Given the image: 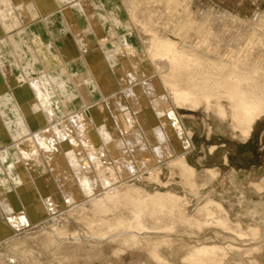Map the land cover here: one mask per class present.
<instances>
[{
	"label": "rangeland",
	"instance_id": "obj_1",
	"mask_svg": "<svg viewBox=\"0 0 264 264\" xmlns=\"http://www.w3.org/2000/svg\"><path fill=\"white\" fill-rule=\"evenodd\" d=\"M40 1L41 0H33V3H35L30 11H27L26 7H21L22 9L16 7V9H12L11 11H8L9 8L4 12L5 14L3 13L0 15V69L7 74V72L12 71L11 63H19L23 66L28 64H34V66H36L39 63L38 65H44V70L47 69V71H45L49 73H47L48 76L51 75L52 77L50 76V78H54L53 86L59 91L62 88V84L60 83L62 78L65 80L70 78V81L76 83V80H83L90 71H92L94 76L90 79L91 84L88 88H79L81 92L77 95V101L74 102L63 101L62 99H64V97L58 92L59 98H56L54 103H46L45 97L38 95L35 89H29L28 87L11 88L3 96V101H0L1 108L4 102L6 103L16 98L19 100L24 112L30 114L35 113L36 115L40 110H49L55 107V109L59 111L65 110L63 114L58 117L55 116V118H49L47 121L45 120L43 122V120L39 119L41 124L32 122L35 125H30L29 133L24 130L20 138L14 139L16 141L15 144H17V140L20 139L19 141L21 143H18L20 149V147L23 146L22 140L32 135L33 138L31 137L28 139H32V141H30L31 144L35 148H39L40 154L34 158L35 162L32 160L30 162V166L33 165L30 167V179L42 185L41 189L35 191L37 194V196H35L36 200H39L42 206L45 207V210L39 208L34 201L26 197L24 198L25 202L28 201V204L31 205L36 212L31 213L26 211L24 213L21 211H13L8 213V211H3L0 208L1 232L3 230L9 232L3 237L0 236V264H194L191 256L189 257V252L191 253L193 247L215 245L221 248L223 247L221 251L222 256L218 255L221 258L218 259L221 264H264V112L256 118L253 123L251 134L248 135L249 137H246L241 128L243 126V121H241L243 116L240 114L235 115L232 106L228 103L230 102L229 99L224 97V95L220 96V93L224 92L223 90H226V88L223 86L218 87L217 85L214 87L213 84L215 82L212 83L213 79L209 80L206 75V71L210 68H212L210 71H217L216 67H214L213 70L212 62L215 61L214 65L219 67V64L216 63L221 61L218 58L220 54L214 53L215 50L208 49L209 44L212 40L214 41L217 35V30L219 31V29H222L219 32H223L224 29H226V31L224 30L225 32H244L247 35L250 34L254 41H256L253 42V40H249L251 43L249 44V42H247L244 45L245 47L241 48L242 51L245 49L243 53L240 52L241 50H237L234 53L230 50V52H225L223 62L228 64L227 68H229V72V70L233 69L232 64L236 60L234 55L237 56L239 54L240 65L243 67L244 65L247 66H245L246 72L249 71V73H252V71H256V76L253 75L254 78H252V80L257 82L259 88L264 89V0H94L97 6L93 8V13L95 15L93 14V17L89 19L83 18V15L79 13L81 12L79 10L82 9L84 10L83 12L86 11L83 5L84 0H56L57 5L48 8H45L46 5L40 3ZM87 1L89 3V1L91 2L93 0ZM47 2H49V0ZM224 10L226 13H233V15L239 17L240 23L234 22L235 24H228L225 23L224 20L218 22L216 17L220 19L222 16L219 14L224 13ZM62 11L69 13L71 18L69 17L70 15L67 14V19L66 13H62ZM112 12L116 13L112 15ZM150 14H152V16ZM206 14L210 15L207 19ZM108 15L110 18H115L110 19L112 23L111 26L110 23H107ZM72 16L75 19H72ZM87 16H90V14ZM98 16L99 19L96 18ZM203 17L204 19H202ZM127 19L131 21L130 23L125 21L128 25H131L129 29L124 30V27L125 29L127 27V25L123 26L124 24H121L120 28H117L120 23H123L124 20ZM213 19H215L218 24ZM202 20L204 21V25ZM213 21H215L219 27L223 22L222 28L215 27ZM63 23L66 29L62 27ZM228 25H231V29ZM148 28H150V30ZM146 29L148 30L146 31ZM125 32L129 34L135 32L132 36L134 40L133 43L125 40ZM137 32L140 34L137 35ZM154 34L160 36L167 34L164 37L169 40L178 44L181 41L179 45L192 41L190 47H188L189 45L185 46L186 48H190V50H192L191 46H196L200 43L198 46L200 53H204L210 57V59H207L208 61L206 58H203L204 61L202 60L199 62L201 66L203 63L205 64L203 65L204 67L202 66L205 69H198V63L193 61L192 65H188V62L187 66L185 64L181 67L182 69L180 67L173 69L172 65L167 64L161 71H157L160 72V74L158 73L160 77H165L166 80L171 76L172 79L170 78L169 80L172 83L177 76H175L174 73H178V71L182 73L185 69L187 72L184 71L182 73L184 75L187 73L191 74L192 72L193 74L189 76H194L193 78L198 79L200 83L197 92V95L200 94V96L198 95L199 97H197L199 98L198 103L195 104L196 106H194V103H192V105L190 103H188V105L184 104L183 107V105L179 106L172 100L157 99L155 101L156 108L143 110L142 107H140L142 100L136 97L135 100L131 101L132 106H134L135 111L143 112L145 116H147V121L142 124L143 126L135 125L133 127L141 136L132 133L134 131L133 128L124 127L125 136L119 134L111 127H107L105 133L120 137L122 147H120L121 145L118 147L115 145L116 139L106 138L103 134V130L101 129L102 131H100L99 126V128H96V126H88L87 128L81 127L77 117L81 116L82 110L85 111L86 108H90L97 104L101 109L100 120L104 121L105 124L121 121L115 112L111 111L114 105L112 102L114 98L119 99L122 101L123 105L120 103V107L122 108L132 100V94L126 93L127 89H133L129 87L130 81L123 79L121 70L123 68L128 69L130 67L127 66L128 68H126V65H131L133 70L136 71L133 61L142 54L141 50L145 52L146 50L144 49L146 47L147 50L150 48L152 43L151 38ZM229 35V33H226L224 36L227 42L231 40ZM65 36H68L70 39H67L68 37ZM71 40H74V42ZM207 41L210 42L208 45ZM201 46L205 47L201 48ZM76 49L78 52H76ZM204 49L205 52L203 51ZM125 54L127 57H125ZM241 55H243L244 58ZM100 59H102L104 63H101ZM25 62H27V64ZM41 62L43 63L41 64ZM45 62L46 64H44ZM94 62L96 64L100 62L102 65H99V63L96 65ZM115 62L121 65L117 68V66H114ZM248 63L250 67H248ZM46 65H48L47 68ZM208 65L212 66L209 67ZM220 65H224L222 61ZM95 68H97V70H95ZM227 68L224 72L225 75H227ZM153 71L147 70V73L139 76L138 79H147L152 75ZM33 72L35 73L34 70L32 73ZM230 72L228 74H230ZM51 73L54 74V77ZM117 73H121L120 76ZM58 76H60L59 78L62 76V78L59 79ZM189 76L186 75V78ZM183 78L184 76H182V78L180 77V80H183ZM56 81L59 83L57 84ZM2 82L3 81H0V89L5 85L2 84ZM105 82L107 84H105ZM123 82L127 85L122 86ZM206 84H211V86H209L210 88H204ZM247 84H243L242 86L248 87ZM78 85L82 86L79 83ZM96 87L98 89H96ZM201 87L204 88V90H202ZM136 88L138 90V87ZM214 89L216 90L214 91ZM201 90L204 92L202 93ZM217 90H220V92ZM64 91L65 90H63V92ZM209 91L210 94L206 95ZM44 102L46 106L42 104ZM208 102H210L211 106H208ZM219 104H223L222 106L225 108L224 110H226L225 113H221L218 109ZM8 108L11 109L10 107ZM9 109L7 110L9 111ZM135 111L130 112V116L133 119L136 115ZM26 117L29 118L28 115ZM124 117V119H126V116ZM235 118H237V120L234 121ZM68 119L69 121L71 119L73 125L78 128L77 132L67 129L68 133L65 140L72 145L69 149L66 147V142H60L61 138L59 139L58 133L55 132L57 128L62 129L63 127L64 129V126L66 127V120L68 121ZM242 120H244V117ZM28 122H30V119ZM235 122H239V126ZM172 123H176L183 130L192 133V141L189 147L184 146L183 149L181 148L179 150V153L181 156L187 153L184 159L195 173L194 171L193 173L184 171L182 167L180 168V166L171 163L170 156L158 148L156 144L153 143L154 145H152L150 141V145L148 144L146 134L163 131L171 127ZM49 129L54 130L55 140L51 142L52 145H56L55 150L57 153L55 150H52L54 154L49 152L50 150L43 148V142H41ZM75 134H77L78 137H76ZM42 136L43 138H41ZM0 138H2L5 143H1L0 139V166H2V169L6 173L7 168L10 166V163H12V159L18 156L17 154L20 153L22 155L29 151H33V148L27 147L21 151L18 150L19 152H8L9 150L6 146L8 143H11L12 140L6 135ZM34 140L36 144H34ZM51 144L46 142L44 146L50 148ZM144 144H146V146H144ZM130 152H132V154ZM125 155H127L128 158ZM126 158L128 160H126ZM142 159L145 161V164L141 163L142 161L140 162ZM22 161L25 162V159ZM24 164L25 163L21 162L19 165H16V170ZM211 169L215 171L213 172ZM214 174L216 177H213ZM7 176L8 175H6V177ZM55 177L57 179H55ZM96 178L99 180L102 179L101 182L107 179V185H102L95 193L91 192L90 194V191L85 192L83 187L84 182L87 180L92 181ZM17 179L19 180L18 182L24 181L25 176L20 174L17 176ZM191 180L194 183H192ZM118 181L120 182L118 183ZM60 182H67V188L65 189ZM188 182H190V184ZM122 183H125V185H121ZM194 184L197 185L196 188ZM9 185V188L13 189L16 196L20 197V195L23 194L20 193V190L18 191V189H15L16 186L19 185L15 180L10 181ZM69 185H71V188H69ZM260 185H263L262 188ZM111 186L115 188V190L118 189L116 190L117 192L115 190V192H111L115 196V199L112 198L114 201L112 199H102V202L104 201V209L107 211L100 213L97 208L98 211L94 210L95 207L92 206L91 202H88L92 197L90 198L87 196L94 194L103 195L104 188L106 187L105 190H110ZM123 186L130 187V189L126 192ZM18 187H20V185ZM131 187L135 188L133 189ZM139 187L140 190H137ZM131 189H136V192ZM119 190L121 192H119ZM142 190H145V192ZM163 192L174 193L176 196L178 195V201L172 200L171 202H166L164 206H162L163 204H156L154 202H141L144 204L141 206L142 208L144 207L141 213V222L144 223L143 225L146 227V232L139 237L140 239L132 238V240L126 238L125 235H131L132 232H136V228L130 227V221L133 219L132 211L138 208V203L140 204V202L136 204L129 201L128 197L133 196L134 198H138L143 195L146 197L148 194ZM6 195L7 190L5 193L3 192V196ZM118 196L121 198L117 199ZM145 197L144 199H146ZM82 201L86 204H83ZM105 201H107L108 206H106ZM125 201L126 203L129 202V204L124 203ZM217 202L219 204H217ZM177 205H181L180 207L182 208H176L178 207ZM207 205H210L209 207L211 208ZM151 206L153 211L149 209ZM167 207H169L168 210ZM160 210L162 212H160ZM181 210L186 211L185 214L188 216L184 214V211L183 213H179L182 212ZM219 213H222V217L219 216ZM25 214L30 217L28 221H24L23 219ZM104 215L110 218H116L117 216L124 217L125 221L122 223L125 224L124 229L123 227L118 230L117 228L116 230L111 229L109 228V224L100 222L99 219ZM192 215L195 217L193 216L192 218ZM173 216L176 218L175 220ZM14 219L17 221V226L12 224V220ZM145 220L147 221L145 222ZM212 220H214V222H212ZM175 221L176 223L178 222V224H175ZM199 221H207V223L201 224L198 223ZM145 223H148L149 226ZM163 223H165V225ZM151 227L154 230L151 229ZM147 230H149V233H147ZM116 233L119 234L116 235ZM50 235L52 237H50ZM154 252H157L160 260L154 255ZM160 253L162 256H160ZM210 257L209 255H205L204 258L210 262Z\"/></svg>",
	"mask_w": 264,
	"mask_h": 264
},
{
	"label": "bare ground",
	"instance_id": "obj_2",
	"mask_svg": "<svg viewBox=\"0 0 264 264\" xmlns=\"http://www.w3.org/2000/svg\"><path fill=\"white\" fill-rule=\"evenodd\" d=\"M35 1H37V0H35ZM39 1V0H38ZM48 0H41L40 1V3H43L44 5H46L45 6V8L47 7H55V5H57V3H56V0H49V2H47ZM63 1V0H62ZM77 1H79V0H77ZM35 3V2H34ZM34 3H33V0H0V9L2 10H0V15H2L7 9H9L8 11H11L12 9L14 10V9H16V7L17 8H19V9H22L21 7H26V9H27V11H30L31 10V7L34 5ZM46 3V4H45ZM83 5H84V9H86V11L85 12H83L84 10L82 9V10H79V11H81V12H79L81 15H83V18L85 17L86 19H89V18H91V17H93V8H95V7H97L96 6V4H95V1L93 0V1H89V3H88V1L87 0H84V2H83ZM99 5V4H98ZM106 5V4H105ZM70 6V5H69ZM101 6V5H100ZM121 6V5H120ZM139 6V5H138ZM41 7V6H40ZM57 7V6H56ZM73 7V6H72ZM119 7V6H118ZM132 7V6H131ZM134 7H136V6H134ZM143 7V6H142ZM44 8V7H43ZM75 8H76V6H75ZM81 8H82V5H81ZM92 8V9H91ZM50 9V8H49ZM99 9V8H98ZM121 9V8H120ZM158 10V9H157ZM88 11H90V12H88ZM104 11V10H103ZM122 11V10H121ZM132 11V10H131ZM215 11V10H214ZM17 12V11H16ZM57 12H59V11H57ZM63 12H65L66 13V16H67V14L68 15H70L69 13H67L66 11H62V13ZM127 12V11H126ZM135 12V11H134ZM224 13H220L219 15L220 16H222L220 19H218L217 17H216V19H217V21L219 22V21H225V23H228V24H231V23H240V18L239 17H237V16H235V15H233V13L232 14H229V13H226L225 12V10L223 11ZM19 13V12H18ZM29 13V12H28ZM27 13V14H28ZM44 13H45V11H44ZM59 13H61V12H59ZM97 13V12H96ZM111 13V12H110ZM113 14L112 15H114V13H116V12H112ZM150 13V12H149ZM206 13V12H205ZM211 13V12H210ZM5 14V13H4ZM15 14V13H14ZM30 14V13H29ZM88 14H90V16H87ZM120 14V13H119ZM122 14V13H121ZM131 14V13H130ZM137 14V13H136ZM189 14V13H188ZM208 14V13H207ZM206 14V19L207 18H209L210 17V15H207ZM19 15V14H18ZM64 15V14H63ZM95 15V14H94ZM110 15V14H109ZM108 15V21H107V23L109 24L110 23V26L112 25V23H111V21H110V19H115V18H110V16ZM149 15V14H148ZM151 16H152V14H150ZM192 15V14H191ZM218 15V16H219ZM15 16V15H14ZM30 16V15H29ZM158 16V15H157ZM163 16H165V15H163ZM215 16V15H214ZM217 16V15H216ZM47 17V16H46ZM63 17H65V16H63ZM70 18H71V15L69 16ZM106 17V16H105ZM116 17V16H115ZM162 17V16H161ZM200 17V16H199ZM14 18V17H13ZM69 18V19H70ZM97 19H99V16L98 17H96ZM130 18H131V16H130ZM1 19V18H0ZM67 19H68V16H67ZM72 19H75L73 16H72ZM71 19V20H72ZM148 19V18H147ZM202 19H204V17L202 18ZM260 19V18H259ZM66 20V19H65ZM131 20V19H130ZM137 20V19H136ZM190 20V19H189ZM209 20V19H208ZM213 20H215V19H213ZM231 20V21H230ZM22 21V20H21ZM25 21H26V19H25ZM117 21V20H116ZM119 21V20H118ZM130 23L131 21H129L128 19L127 20H124V22H123V20H122V22L123 23H120L118 26H117V28H120V26H121V24L123 25V26H126L127 25V27H126V29H125V27H124V30H127V29H129V27H131V25H128L127 23ZM129 21V22H128ZM203 21V20H202ZM201 21V22H202ZM216 21V20H215ZM215 21H213L214 23H215ZM217 21H216V23H217ZM28 22V21H27ZM66 22V21H65ZM112 22H113V20H112ZM191 22V21H190ZM215 23V27H219L217 24ZM234 23V24H235ZM243 23V22H242ZM142 24V23H141ZM145 24V23H144ZM160 24V23H159ZM166 24V23H165ZM202 24V23H201ZM222 24H223V22H222ZM222 24H221V28H222ZM203 25H204V21H203ZM217 25V26H216ZM220 25V24H219ZM226 25V24H225ZM247 25V24H246ZM109 26V27H110ZM144 26V25H143ZM147 26V25H146ZM152 26V25H151ZM229 26V25H228ZM231 26V25H230ZM230 26H229V28H230ZM255 26V25H254ZM257 26V25H256ZM10 27V26H9ZM63 28H64V23H63V26H62ZM72 27V26H71ZM176 27V26H175ZM219 27V28H220ZM224 27V26H223ZM62 28V29H63ZM78 28V27H77ZM150 28H152V27H150ZM150 28H148L149 30H150ZM219 28H217V29H219ZM225 28V27H224ZM241 28V27H240ZM61 29V30H62ZM64 29H66V28H64ZM133 29V28H132ZM131 29V30H132ZM148 29H146V31L148 30ZM157 29V28H156ZM159 29V28H158ZM199 29H200V27H199ZM231 29V28H230ZM248 29H249V27H248ZM112 30V29H111ZM145 30V29H144ZM222 30V29H221ZM220 29H219V31H221ZM225 31H226V29H224ZM223 30V32H219L218 30H217V35L215 36V39H214V41L212 40L211 41V43L210 42H208L207 41V45H208V43H210L209 44V47H208V49H210V50H215V52L214 53H218V54H220V56L218 57L219 58V60H221L222 61V63L224 64V65H220V63H221V61H219V62H217L216 64H219L218 66L219 67H217V65H214L215 63V61L214 62H212V64H213V66L212 65H208L209 67H213V70H214V67H216L217 68V71H210V69L212 70V68H210L209 70H207L206 71V75L208 76V79L209 80H211V79H213L212 81V83H214L213 85H214V87H216L215 85H217L218 87L220 86H223L224 88H226V90H223L224 92H221L220 93V96L222 95H224V97H226V98H228L229 99V101L230 102H228V103H230V105L232 106V108H233V112L235 113V115L236 114H240V115H242L243 117H244V120H242L243 119V117H242V119H241V121H243V123H242V129H243V132H244V134L246 135V137H249L248 135H250L251 134V131H252V129H253V123L255 122V120H256V118L257 117H259L261 114H263V112H264V89H261V88H259V86L257 85V82H255L254 80H252V78H254L253 77V75H255V72L256 71H252V73L250 72L249 73V71L248 72H246L247 70H246V65H244L243 63V65H244V67L242 66V65H240V62H239V58H240V56H236V55H234V58L236 59H234L235 61L233 62V69L232 70H229V72H230V74H228L229 72H228V69L229 68H227V66H228V64L227 63H224L223 61H224V55H225V52H227V51H232L233 53L235 52V51H237V50H241V48L242 47H245L244 45L247 43V42H249V40H253V42H255L254 41V39L250 36V34L249 35H247L246 33H244V32H225ZM229 30V29H228ZM256 30V29H255ZM212 31V30H211ZM63 32H64V30H63ZM132 32V31H131ZM130 32V33H131ZM150 32V31H149ZM153 32V31H152ZM25 33V32H24ZM124 33V32H123ZM122 33V34H123ZM133 33H135V32H133ZM133 33H131V34H129L128 32H125V40L126 41H130L131 43H133V39H132V36H133ZM142 33V32H141ZM144 33V32H143ZM158 33V32H157ZM190 33V32H189ZM193 33V32H192ZM210 33V32H209ZM214 33V32H213ZM226 33H229L230 35V37H231V40L230 41H226L225 40V35H226ZM253 33V32H252ZM3 34V33H2ZM67 34V33H66ZM70 34H72V33H70ZM140 33L139 32H137V35H139ZM159 34V33H158ZM163 34V33H162ZM161 34V35H162ZM216 34V33H215ZM15 35V34H14ZM165 35H167V34H165ZM164 35V36H165ZM68 36H69V33H68ZM68 36H65V37H68ZM153 37L151 38V40H152V43H151V46H150V48L147 50V47L144 49V50H146L145 52L144 51H142L141 50V52H142V54H140L133 62L135 63V68H136V71L135 70H133V68H132V66L131 65H126V68H128L127 66H129L130 68H128V69H125V68H123L122 70H121V73H122V77H123V79L124 80H127V81H130V84H129V87L131 88H133V89H131V90H128L127 88V94L129 93H131L132 94V100H130L129 101V103H127V104H125L122 108L120 107V103H121V105H123L122 104V101H120L119 99H116V98H114V101L112 102V103H114V105L112 106V110L111 111H114L115 112V114L118 116V118L121 120V121H114V122H111V123H109V124H105L104 123V121H102V120H100V115H101V109H100V107L97 105V104H95V105H93L92 107H90V108H86V110L84 111V110H82L83 112H82V114H81V116L80 117H77L78 118V120H79V122H80V125H81V127H84V128H87L88 126H92V127H95L96 126V128H99L100 127V131H102L103 130V134L106 136V138H108V139H116V141H115V145L116 146H120V147H122V141H121V139H120V137L119 136H114V135H111V134H108V133H105L106 132V128L107 127H111L112 129H114V130H116V132H118L119 134H121V135H125L126 136V134H125V132H124V127H126V128H133L135 125H137V126H139V125H142V124H144L145 123V121H147V116H145V114L143 113V112H140V111H135L134 110V106H132V103H131V101H133V100H135L136 99V97L137 98H139V99H141L142 100V103L140 104V107H142V109L143 110H147V109H151V108H156V103H155V101L157 100V99H160V100H172L174 103H176V104H178L179 106H181V105H183V107H184V104H186V105H188V103H190L191 105H192V103H194V106H196L195 104H197L198 103V99L199 98H197V97H199L200 96V94H198L197 95V92H198V87H199V85H200V83H199V81H198V79H194L193 77L194 76H189V75H192L193 73L191 72V74H189V73H185L186 75H188L189 77H187L186 78V75H184V74H182L184 71H186V69L184 70V68H186V67H184L183 68V72L182 73H179V71H178V73L176 72V73H174L175 74V76H176V80L174 81L173 80V83L172 82H170V78H171V76H169L170 78L168 79V80H166L165 79V77L164 78H161L160 77V72H157V71H161L167 64H169V65H172V68L173 69H175V68H177V67H183L185 64H186V66H187V63H188V65H192V63H193V61H196L197 63V68L198 69H205V68H203L204 66L203 65H205L204 63L202 64V66L199 64V62H201L202 60H203V58L205 59L206 58V60L207 59H210V57H208L206 54H204V53H200V49L198 48V46H199V44L200 43H198L196 46H191V48H192V50H190V48H186L185 46L186 45H189L188 47H190V45L192 44L191 42L192 41H189L188 43H185V44H183L182 43V45H179L180 43H181V41H180V43L178 44V43H175V42H173V41H171V40H169L168 38H166V37H164V36H160V35H152ZM70 37V36H69ZM67 38V39H70V38ZM74 37V36H73ZM194 37V36H193ZM208 37V36H207ZM212 37V36H211ZM210 37V38H211ZM254 37V36H253ZM16 38H17V36H16ZM72 38V37H71ZM185 38V37H184ZM189 38V37H188ZM66 39V40H67ZM195 39V38H194ZM256 39V38H255ZM187 40V39H186ZM191 40V39H190ZM17 41H18V39H17ZM72 42H74V40H71ZM71 41H69V42H71ZM198 41V40H197ZM25 42V41H24ZM68 42V43H69ZM184 42V41H183ZM199 42V41H198ZM19 43V42H18ZM191 43V44H190ZM251 42H249V44H250ZM70 44V43H69ZM20 45V44H19ZM18 46V45H17ZM72 46H74V45H72ZM71 46V47H72ZM204 48L205 46H201V48ZM227 47V48H226ZM22 48V47H21ZM74 48V47H73ZM73 48H72V50H73ZM252 49H254L253 47H251ZM22 50V49H21ZM206 50H207V48H206ZM245 50V49H244ZM243 50V51H244ZM247 50H249V49H247ZM246 50V51H247ZM251 50V49H250ZM204 52H205V49L203 50ZM229 51V52H230ZM243 51L241 50L240 52H242L243 53ZM76 52H78V50L76 49ZM231 52V53H232ZM254 52V51H253ZM115 53V52H114ZM213 53V52H212ZM232 53V54H233ZM237 53H239V52H237ZM245 53V52H244ZM73 54V53H72ZM227 55V54H226ZM230 55V54H229ZM251 55V54H250ZM249 55V56H250ZM18 56V55H17ZM47 56V55H46ZM73 56V55H72ZM80 56H82V55H80ZM232 56V55H231ZM242 57H243V55H241ZM42 57V56H41ZM40 57V59H41V61H42V58ZM125 57H127L126 56V54H125ZM246 57V56H245ZM47 58H48V56H47ZM94 58V57H93ZM92 58V59H93ZM217 58V57H216ZM244 58V57H243ZM242 58V59H243ZM249 58V57H248ZM263 58V57H262ZM73 59H74V57H73ZM261 59V58H260ZM77 60V59H76ZM87 60V59H86ZM192 60V61H191ZM241 60V59H240ZM244 60V59H243ZM36 61H38V60H36ZM81 61H82V59H81ZM127 61H128V59H127ZM204 61V60H203ZM208 61V60H207ZM242 61V60H241ZM247 61V60H246ZM28 62V61H27ZM27 62H25L26 64H27ZM100 62L101 63H104L103 61H102V59H100ZM100 62H98L99 63V65H102V64H100ZM244 62H245V60H244ZM34 63V62H33ZM43 62H41V64H42ZM51 63V62H50ZM95 63V62H94ZM97 63V64H98ZM106 63V62H105ZM129 63V62H128ZM209 63V62H208ZM39 64V63H38ZM36 65V66H34V64L33 65H20L19 63H11V72H7V74H5L3 71H2V69H0V81H3L2 82V84H5V85H3V87L0 89V101L2 100V98H3V96L5 95V93L9 90V89H14L15 87H28L29 89L30 88H32V89H35L36 91H37V94L38 95H40V96H42V97H45L44 99H46V103H54L55 102V100H56V98H59L58 97V92L59 93H61L62 94V96L64 97V99H62L63 101H70V102H74V101H77V95L81 92V91H79V88H88L89 87V85L91 84V82H90V79L92 78V76H94L93 75V73H92V71H90L84 78H83V80H76V83H74V82H72V81H70V78L68 79V80H65V79H63L62 78V76H61V78H62V80H61V84H62V88L60 89V91L59 90H57V89H55V87L53 86V79L52 78H50V76H48V74L46 73V71H47V69H45L44 70V65L42 66V65ZM44 64H46V62L44 63ZM91 64H93V63H91ZM96 64V63H95ZM94 64V65H95ZM96 64V65H97ZM130 64V63H129ZM207 64V63H206ZM211 64V63H210ZM65 65V64H64ZM119 65H121V64H118L117 62H115L114 63V66L116 67L117 66V68H118V66ZM248 67H250V64L248 63ZM47 66L48 65H46V68H47ZM81 66H82V64H81ZM80 66V67H81ZM229 66H231V65H229ZM246 66V67H245ZM69 67V66H68ZM72 67V66H71ZM92 67V66H91ZM95 67V66H94ZM98 67V66H97ZM196 67V66H195ZM208 67V68H209ZM257 67H259V66H257ZM99 68H100V66H99ZM170 68V67H169ZM191 68V67H190ZM193 68V67H192ZM207 68V69H208ZM227 68V75H225V69ZM231 68V67H230ZM81 69V68H80ZM89 69V68H88ZM171 69V68H170ZM182 69V68H181ZM248 69V68H247ZM35 71V73L33 72L32 73V71ZM49 70V69H48ZM66 70V69H65ZM95 70H97V68H95ZM105 70V69H104ZM147 70H154L153 72H152V75L150 76V77H148L147 79H144V80H139L138 79V77L139 76H141V75H143V74H146L147 73ZM177 70V69H176ZM252 70H253V68H252ZM261 70V69H260ZM264 70V69H263ZM5 71V70H4ZM82 71V70H81ZM88 71V70H87ZM99 71H100V69H99ZM107 71V70H106ZM181 71V70H180ZM196 71V70H195ZM251 71V70H250ZM259 71V70H258ZM257 71V72H258ZM60 72V71H59ZM66 72V71H65ZM65 72H63V73H65ZM96 72V71H95ZM111 72V71H110ZM175 72V71H174ZM187 72V71H186ZM194 72V71H193ZM68 73V72H67ZM74 73V72H73ZM97 73V72H96ZM101 73V72H100ZM99 73V74H100ZM107 73V72H106ZM105 73V74H106ZM120 73V74H121ZM159 73V74H158ZM51 74H53V73H51ZM57 75H59L58 73H56ZM66 74V73H65ZM86 74V73H85ZM84 74V75H85ZM112 74H114V73H112ZM118 74V73H117ZM120 74H118L119 76H120ZM173 74V75H174ZM205 74V73H204ZM204 74H202V75H204ZM257 74V73H256ZM63 75V74H62ZM79 75H81V74H79ZM83 75V76H84ZM97 75H98V73H97ZM163 75V74H162ZM196 75H197V73H196ZM200 75V74H199ZM56 76V75H55ZM83 76H81V77H83ZM182 76H184V78H183V80H180V77L182 78ZM228 76V77H227ZM256 76V75H255ZM52 77V76H51ZM53 77H54V74H53ZM60 76H58V78H59ZM80 77V76H79ZM115 77V76H114ZM200 77V76H199ZM214 77V78H213ZM61 78H59V79H61ZM94 78V77H93ZM96 78V77H95ZM118 78H120V77H118ZM196 78H197V76H196ZM201 78H202V76H201ZM200 78V79H201ZM204 78V77H203ZM108 79V78H107ZM172 79V78H171ZM205 79V78H204ZM97 80V79H96ZM116 80V79H115ZM116 81H118V80H116ZM201 81V80H200ZM203 81V80H202ZM206 81V80H205ZM95 82H97V81H95ZM102 82H103V80H102ZM206 82H209L208 80L206 81ZM56 83H57V81H56ZM59 83V82H58ZM57 83V84H58ZM78 83L79 84H81L82 86H80V85H78ZM118 83V82H117ZM127 83V82H126ZM248 83V84H247ZM94 84H96V83H94ZM101 84V83H100ZM105 84H107L106 82H105ZM243 84H247V86L248 87H246V86H242ZM98 85V84H97ZM118 85H119V83H118ZM124 85H127V84H124V82H123V85L122 86H124ZM140 85V86H139ZM202 85V84H201ZM212 85V86H213ZM99 86V85H98ZM106 86V85H105ZM104 86V87H105ZM209 86H211V84H206L205 85V87L204 86H202V87H204V88H206L207 89V87L208 88H210ZM261 87H263L262 85H260ZM59 87V86H58ZM120 87V86H119ZM136 87H138V90H137V88ZM201 87V88H202ZM106 88V87H105ZM136 88V89H135ZM204 88H202V90H204ZM212 88V87H211ZM248 88V89H247ZM96 89H98L97 87H96ZM120 89V88H119ZM122 89V88H121ZM213 89V88H212ZM63 90H65L64 92H63ZM123 90H124V88H123ZM201 90V92L203 93L204 91H202ZM216 89H214V91H215ZM125 91V90H124ZM212 91V90H211ZM217 91H219L220 92V90H217ZM102 92V91H101ZM109 92V91H108ZM199 92H200V90H199ZM216 93V92H215ZM89 94V93H88ZM109 94V93H108ZM114 94H116V93H114ZM126 94V95H127ZM205 94V93H204ZM208 94H210V91H209V93L207 92L206 93V95H208ZM113 95V94H112ZM125 95V96H126ZM212 96H213V94H212ZM215 96V95H214ZM62 97V98H63ZM80 97V96H79ZM116 97V96H115ZM211 97V96H210ZM223 97V98H224ZM205 99V98H204ZM209 99V98H208ZM3 101V100H2ZM125 101H127V100H125ZM213 102V101H212ZM218 102V101H217ZM202 103V102H201ZM219 103H220V101H219ZM44 106H46L45 105V102L44 103H42ZM199 104H200V101H199ZM207 104H209L208 106H211L210 105V102H208ZM48 105V104H47ZM185 105V106H186ZM215 105V104H214ZM223 105V104H222ZM221 104H219L218 105V109L221 111V113H225V111L226 110H224L225 108L222 106ZM193 106V107H194ZM217 106V105H216ZM8 107H10L11 109H9ZM55 107V106H54ZM88 107V106H87ZM188 107V106H187ZM190 107V106H189ZM192 107V108H193ZM45 108V107H44ZM56 108V107H55ZM55 108H53V109H49V110H40V111H38V113H37V115L35 114V113H26V112H24V110H23V108H22V106H21V104H20V102H19V100L18 99H16V98H13V99H11L10 101H8V102H4L3 103V105H2V107L0 108V137H2V136H7L9 139H11L12 141H11V143H8L7 144V146L6 147H8V152H19L18 150H23V149H25V148H27V147H32L33 148V151H29V152H27V153H24V154H17L18 156L16 157V158H13L12 159V163H10V166L7 168V170H6V173L4 172V170L2 169V166H0V208L3 210V211H8V213L9 212H13V211H21V212H31V213H33V212H36V210H34V208H32V206L31 205H29L28 203V201L27 202H25V200H24V198L26 197V198H30L32 201H34V203H36L38 206H39V208H43L44 210H45V207H43L42 206V203L39 201V200H36V196H37V194H36V190H39V189H41V187H42V185H41V183H35L34 181H32L31 179H30V176H31V172H30V170H31V166H33V165H31L30 166V162H31V160L33 161V162H35V157H37V155H39L40 153H39V148L38 147H34L32 144H31V142L30 141H32V139L31 140H29L31 137H32V135H31V137H30V135L29 136H27V137H25L24 138V140H22V142H23V146H21L20 147V149H19V145H18V143H21L19 140H17V144H15L16 143V141L14 140V139H18V138H20L21 136V134L24 132V130L27 132V133H29V130H30V125H35L36 123L37 124H41V122H40V120H43V122L46 120H48L49 118H55V116L56 117H58L59 115H61V114H63L64 112H65V110H62V111H59V110H56ZM195 108V107H194ZM206 108V107H205ZM7 109H9V111L7 110ZM83 109V108H82ZM212 109V108H211ZM215 110V109H214ZM71 111V110H70ZM133 111H135L136 113V115H135V117H134V119L133 118H131V116H130V112H133ZM229 112V111H228ZM230 113V112H229ZM232 113V112H231ZM29 116V118L28 117H26V116ZM80 115V114H79ZM36 116V117H35ZM124 116H126V119H124L125 117ZM30 119V122H28V120ZM40 119V120H39ZM235 120H237V118H235L234 119V121ZM59 121V120H58ZM32 122H34V123H32ZM56 123V122H55ZM100 123V124H99ZM147 123V122H146ZM236 123V122H235ZM237 125L239 124V122H237L236 123ZM235 124V125H236ZM66 127L64 126V129H63V127H62V129H58L57 128V130H56V128H55V132L56 133H58L57 135L59 136V139H60V142L61 143H64V142H66V140H65V137H67L66 135H67V133H68V130L69 131H75V132H77L78 131V128H76L74 125H73V123L71 122V119H70V121H69V119H68V121L66 120ZM44 126V125H43ZM63 126V125H62ZM99 126V127H98ZM143 126V125H142ZM239 126V125H238ZM125 128V129H126ZM237 128V127H236ZM239 128V127H238ZM68 129V130H67ZM102 129V130H101ZM94 130V129H93ZM129 130V129H128ZM133 132L132 133H136L137 135H140L141 136V134H139L134 128H133ZM40 131V130H39ZM38 131V132H39ZM54 130L53 129H49L48 131H47V134H46V136L44 137V139H42V141L41 142H43V148H46V149H48V150H50L49 152H52V150H55L56 148V145H52L51 144V142H54V132H53ZM80 131V130H79ZM91 131V130H90ZM25 132V133H26ZM32 132V131H31ZM40 133V132H39ZM87 133V132H86ZM34 134V133H33ZM73 134V133H72ZM2 135V136H1ZM44 135V134H43ZM135 135V134H134ZM147 135V138H148V144H149V141L152 143V145H154V144H156V146H158V148H160L161 150H163L167 155H169L170 156V162L171 163H174L175 165H178V166H180V168L182 167L183 169H184V171H189V172H191V173H193V169H192V167L187 163V161L184 159V156L187 154H182V156L180 155V153H179V150L182 148L183 149V147L184 146H188L189 147V145H190V143H191V141H192V133L191 132H189V131H185V130H183L179 125H177L176 123H172V125H171V127H169V128H167V129H165V130H163V131H160V132H150V133H148V134H146ZM37 136H39V135H37ZM75 136L76 137H78L77 136V134H75ZM17 137V138H16ZM40 137V136H39ZM38 137V138H39ZM29 138V139H28ZM33 138V137H32ZM41 138H43V136L41 137ZM1 139V143H4V141H3V139L2 138H0ZM7 139V138H6ZM29 141H28V140ZM63 139V140H62ZM69 140V139H68ZM67 140V141H68ZM93 140V139H92ZM3 141V142H2ZM57 141V140H56ZM91 141V140H90ZM108 141V140H107ZM142 141H144V140H142ZM6 142V141H5ZM46 142H48V143H50L51 144V147L50 148H47V147H45L44 146V143H46ZM59 142V143H60ZM92 142V141H91ZM145 142V141H144ZM7 143V142H6ZM79 143V142H78ZM154 143V144H153ZM5 144V143H4ZM15 144V145H14ZM34 144H36V142H35V140H34ZM55 144V143H54ZM84 144V143H83ZM86 144V143H85ZM96 144V143H95ZM18 145V146H17ZM21 145V144H20ZM139 145H141V144H139ZM150 145V144H149ZM151 145V146H152ZM108 146V145H107ZM144 146H146V144H144ZM5 147V148H6ZM66 147L69 149L70 147H72V145H71V143L70 142H66ZM86 147V146H85ZM153 147V146H152ZM155 147V146H154ZM4 148V149H5ZM53 148V149H52ZM81 148V147H80ZM138 148H139V146H138ZM185 148H187V147H185ZM135 149H136V146H135ZM41 150H42V148H41ZM134 150V149H133ZM132 150V151H133ZM129 151H131V150H129ZM5 152V151H4ZM55 152L57 153V151L55 150ZM148 152V151H147ZM53 154H54V151L52 152ZM83 153V152H82ZM131 154H132V152H130ZM136 153H137V151H136ZM134 154V153H133ZM138 154V153H137ZM143 154V153H142ZM8 155H9V153H8ZM83 155V154H82ZM81 155V156H82ZM94 155V154H93ZM119 155V154H118ZM161 155H163V154H161ZM68 156V155H67ZM126 157H127V155H125ZM128 156H129V153H128ZM143 156V155H142ZM145 156V155H144ZM139 157V156H138ZM137 157V158H138ZM156 157V156H155ZM48 158V157H47ZM128 158V157H127ZM126 158V160H128ZM134 158V157H133ZM23 159H25V162H23L22 160ZM139 159H141V158H139ZM38 160L40 161V159L38 158ZM50 160V159H49ZM169 160V159H168ZM142 161V162H141ZM166 161V160H165ZM25 163L23 166H21V167H18L17 169L18 170H16V165H19L20 163ZM32 162V163H33ZM140 162L141 163H143V164H145V161L142 159V160H140ZM138 163H139V161H138ZM131 164H132V162H131ZM137 165V164H136ZM132 166H133V164H132ZM144 166V165H143ZM172 166V165H171ZM141 167V166H140ZM145 167H146V165H145ZM175 167H177V166H175ZM111 168V167H110ZM178 168V167H177ZM33 169V168H32ZM57 169H58V167H57ZM141 169V168H140ZM146 169V168H145ZM211 170H213V172L215 171L214 169H211ZM211 170H209V171H211ZM174 172V171H173ZM212 172V171H211ZM175 173V172H174ZM194 173H195V171H194ZM20 174H23L24 176H25V179H24V181H20V182H18L19 180L17 179V176H19ZM57 174H58V172H57ZM160 174V173H159ZM6 175H8L7 177L9 178H7L6 177ZM36 175V174H35ZM190 175V174H189ZM192 175V174H191ZM217 175V174H216ZM215 176V174L213 175V177ZM4 177H6V178H4ZM152 177H153V174H152ZM155 177V176H154ZM209 177V176H208ZM216 177V176H215ZM39 178V177H38ZM62 178V177H61ZM193 178H196V177H193ZM55 179H57L56 177H55ZM65 179V178H64ZM103 179H105V178H103ZM123 179V178H122ZM127 179V178H126ZM125 179V180H126ZM129 179V178H128ZM151 179V178H150ZM15 180V182H17L19 185H20V187H18V186H16V190L18 189V191L20 190V193H23L22 195H20V197H18V196H16V194L14 193V191H13V189H10L9 187H10V185H9V183H10V181H14ZM39 180H41V179H39ZM102 180V179H101ZM101 180H99V179H95V180H92V181H85L84 182V185H83V187H84V190H85V192H89L90 191V194H91V192L92 193H95V191L98 189V188H100L102 185H104V184H106V182H107V179L106 180H103L102 182H101ZM149 180V179H148ZM37 181V180H36ZM122 181V180H121ZM159 181H160V179H159ZM189 181V180H188ZM112 182H114V181H112ZM120 181H118V183H119ZM191 182H192V180H191ZM66 183L67 182H60V184L66 189L67 187H66ZM117 183V182H116ZM189 184H190V182H188ZM192 183H194V182H192ZM128 184V183H127ZM107 185V184H106ZM105 185V186H106ZM121 185H125V183L123 184H121ZM71 185H69V188H71L70 187ZM114 186H115V184H114ZM132 186V185H131ZM191 186V185H190ZM194 186H195V188H196V184H194ZM263 186V185H262ZM262 186L260 185V187L262 188ZM21 187H22V189H21ZM117 187V186H116ZM118 187H119V185H118ZM123 187H125V186H123ZM259 187V188H260ZM14 188V187H13ZM73 188V187H72ZM106 188V187H105ZM105 188H104V193H103V195H101V194H94V195H89V196H87V197H92L88 202H91L92 203V206L93 207H95V209L94 210H99L100 211V213H104V212H106L107 210L106 209H104V201L102 202V199L104 198V199H112V198H114L115 196H114V194H112L113 193V191L115 190V188H112V186H111V189L110 190H105ZM120 188V187H119ZM131 188H135V187H131ZM191 188H193V187H191ZM190 188V189H191ZM198 188V187H197ZM14 189V190H15ZM118 189V188H117ZM116 189V190H117ZM126 189V190H125ZM125 189H123V190H125L126 192H127V190H129L130 189V187H125ZM133 189H131V190H133ZM194 189V188H193ZM6 190H7V195L6 196H3V192L5 193L6 192ZM47 190V189H46ZM115 190V191H116ZM136 190V189H135ZM135 190H133V191H135ZM137 190H140V187H139V189L137 188ZM198 190V189H197ZM60 191V190H59ZM82 191V190H81ZM114 191V192H115ZM142 191H144L145 192V190H142ZM261 191V190H260ZM69 192V191H68ZM67 192V193H68ZM71 192V191H70ZM99 192V191H98ZM102 192V191H101ZM112 192V193H111ZM117 192V191H116ZM119 192H121L120 190H119ZM123 192V191H122ZM136 192V191H135ZM135 192H133V193H135ZM147 192V191H146ZM198 192V191H197ZM75 193H76V191H75ZM100 193V192H99ZM112 195H111V194ZM132 193V192H131ZM143 193V192H142ZM165 192H163V193H156V194H148L145 198L146 199H144V197L143 196H139L138 198H134L133 196H130V194H129V196L130 197H128V200L129 201H132L133 203H136L137 204V202H140V204L138 203L137 204V209H135V210H133L132 211V213H133V219H131V221H130V223L132 224H130V227L132 228H136V232H132L131 233V235H125L126 236V238H130V239H136V238H139L144 232H146V230H145V225H143L144 223H142L141 222V213H142V209L144 208H142L141 206L142 205H144V204H142L141 202H147V203H150V202H154V203H156V204H163L162 206H164V204H166V202H171L172 200H177L178 201V195L176 196V195H174V193L172 194V193H165ZM193 193V192H192ZM40 194V193H39ZM119 194V193H118ZM146 194V193H145ZM36 195V196H35ZM69 195V194H68ZM101 195V196H100ZM120 195H121V193H120ZM134 195V194H133ZM85 196V195H84ZM83 196V197H84ZM122 196V195H121ZM125 196V195H124ZM137 196V195H136ZM86 197V196H85ZM149 199H148V198ZM121 198V197H120ZM119 198V196H118V198L117 199H120ZM185 198V197H184ZM84 199H88V198H84ZM83 199V200H84ZM115 199V198H114ZM144 199V200H143ZM113 200V199H112ZM111 200V201H112ZM181 200V199H180ZM182 200H183V197H182ZM210 201H212L211 199H209ZM208 200V201H209ZM114 201V200H113ZM124 201V200H123ZM186 201V200H185ZM189 201V200H188ZM187 201V202H188ZM106 202V206H108L107 205V201H105ZM118 202V201H117ZM80 203H81V201H80ZM82 203H83V201H82ZM86 203H87V200H86ZM86 203H83V204H86ZM124 203H126V201L124 202ZM128 204H129V202H127ZM126 203V204H127ZM146 203V204H147ZM176 203V202H175ZM180 203V202H179ZM185 203V202H184ZM214 203H216V202H214ZM111 204V203H110ZM177 204V203H176ZM217 204H219L218 202H217ZM169 205V204H168ZM183 205V204H182ZM186 205V204H185ZM221 205V204H220ZM44 206H45V204H44ZM82 206V205H81ZM116 206V205H115ZM158 206V205H157ZM161 206V205H160ZM167 206V205H166ZM173 206V205H172ZM171 206V207H172ZM178 206V205H177ZM181 206V205H180ZM180 206H178V207H176V208H182V207H180ZM208 206V205H207ZM210 206V205H209ZM208 206V207H209ZM85 207H87V206H85ZM207 207V208H208ZM97 208V209H96ZM154 208V207H153ZM168 208L169 207H167V210H168ZM175 208V207H174ZM203 208V207H202ZM209 208H211V207H209ZM221 208V207H220ZM223 208V207H222ZM108 209H109V207H108ZM148 209V208H147ZM150 210L152 209V206H151V208H149ZM149 209H148V211H149ZM173 209V208H172ZM212 209H213V207H212ZM216 209V208H215ZM84 210V209H83ZM97 210V211H98ZM130 210V209H129ZM157 210V209H156ZM158 210H159V208H158ZM170 210H171V208H170ZM220 210V209H219ZM73 211V210H72ZM152 211H153V209H152ZM178 211H179V209H178ZM182 211V210H181ZM184 211V210H183ZM183 211L182 212H179V213H183ZM215 211V210H214ZM84 212V211H83ZM82 212V213H83ZM160 212H162L161 210H160ZM165 212V211H164ZM163 212V213H164ZM172 212V211H171ZM185 212L186 211H184V214H185ZM216 212V211H215ZM220 212V211H219ZM226 212V211H225ZM48 213V212H47ZM81 213V212H80ZM94 213V212H93ZM96 213V212H95ZM217 213V212H216ZM125 214V213H124ZM152 214H154V213H152ZM158 214H159V212H158ZM220 215L219 216H221L222 217V213H219ZM228 214V213H227ZM156 215V214H155ZM162 215V214H161ZM174 215V214H173ZM183 215V214H182ZM186 215V214H185ZM185 215H183V216H185ZM152 216V215H151ZM160 216V215H159ZM166 216V215H165ZM177 216V215H176ZM186 216H188V215H186ZM193 216L194 215H192V218H193ZM100 217V216H99ZM148 217V216H147ZM156 217V216H155ZM174 217V216H173ZM195 217V216H194ZM51 218V217H50ZM146 218V217H145ZM184 218V217H183ZM189 218V217H188ZM198 218V217H197ZM23 219H24V221H28V219H30V217L27 215V214H25L24 215V217H23ZM152 219V218H151ZM176 218L174 217V220H175ZM201 219V218H200ZM207 219V218H206ZM228 219V218H227ZM227 219H226V221H227ZM100 220V222H102V223H105V224H109L110 225V227L109 228H111V229H115L116 230V228H117V230L119 229V228H122L123 227V229H124V226H125V224H122L125 220H124V217H119V216H117L116 218H110V217H107V216H103V217H101V219H99ZM148 220V219H147ZM147 220H145V222L147 221ZM158 220V219H157ZM160 220V219H159ZM164 220V219H163ZM162 220V221H163ZM174 220H172V221H174ZM180 220V219H179ZM185 220V219H184ZM171 221V222H172ZM207 221H208V219H207ZM207 221H199L198 223H201V224H206L207 223ZM95 222V221H94ZM98 222V221H97ZM144 222V221H143ZM165 222V221H164ZM212 222H214V220H212ZM228 222V221H227ZM16 223H17V221L14 219V220H12V224L14 225V226H17L16 225ZM91 223H92V221H91ZM99 223V222H98ZM170 223V222H169ZM169 223H168V226H169ZM216 223V222H215ZM146 224V223H145ZM148 224V223H147ZM146 224V225H147ZM162 224V223H161ZM164 225H165V223H163ZM171 224V223H170ZM175 224H178V222L176 223V221H175ZM175 224H173V225H175ZM229 224V223H228ZM227 224V225H228ZM231 224H233V223H231ZM239 224V223H238ZM93 225V224H92ZM191 225V224H190ZM39 226V225H38ZM99 226V225H98ZM148 226H149V224H148ZM152 226H153V224H152ZM157 226H158V224H157ZM156 226V227H157ZM161 226V225H160ZM179 226V225H178ZM40 227V226H39ZM92 227V226H91ZM174 227V226H173ZM176 227V226H175ZM232 227V226H231ZM234 227V226H233ZM109 228H107V229H109ZM149 228V227H148ZM179 228V227H178ZM78 229V228H77ZM151 229H153L152 227H151ZM90 230V229H89ZM94 230H95V228H94ZM130 230V229H129ZM154 230V229H153ZM61 231H63V230H61ZM101 231H102V229H101ZM107 231V230H106ZM128 231V230H127ZM133 231H135V230H133ZM148 232L147 233H149V230H147ZM151 231V230H150ZM183 231V230H182ZM189 231V230H188ZM0 232H1V228H0ZM178 232V231H177ZM238 232V231H237ZM244 232V231H243ZM9 232L8 231H2L0 234V236L1 237H3V236H5L6 234H8ZM65 233V232H64ZM67 233V232H66ZM113 233V232H112ZM120 233V232H119ZM119 233H116V235L117 234H119ZM127 233V232H126ZM155 233V232H154ZM187 233V232H186ZM189 233V232H188ZM62 234V233H61ZM86 234V233H85ZM114 234V233H113ZM112 234V235H113ZM153 234V233H152ZM165 234V233H164ZM180 234V233H179ZM179 234H177V235H179ZM102 235V234H101ZM122 235H124V234H122ZM156 235V234H155ZM160 235H162V234H160ZM167 235V234H166ZM173 235V234H172ZM181 235V234H180ZM44 236V235H43ZM106 236V235H105ZM104 236V237H105ZM109 236V235H108ZM128 236V237H127ZM149 236V235H148ZM165 236V235H164ZM163 236V237H164ZM50 237H52L51 235H50ZM50 237H49V239H50ZM161 237V236H160ZM172 237V236H171ZM117 238V237H116ZM147 238V237H146ZM165 238V237H164ZM167 238V237H166ZM169 238V237H168ZM228 238V237H227ZM48 239V240H49ZM52 239V238H51ZM54 239V238H53ZM132 239V240H133ZM140 239V238H139ZM151 239V238H150ZM153 239V238H152ZM158 239V238H157ZM43 240V239H42ZM116 240V239H115ZM171 240H172V238H171ZM240 240V239H239ZM121 241V240H120ZM126 241V240H125ZM169 241H170V239H169ZM129 242V241H128ZM140 242V241H139ZM171 242V241H170ZM251 242V241H250ZM141 243V242H140ZM51 244V243H50ZM240 244V243H239ZM244 244V243H243ZM223 248V247H222ZM222 248L221 247H218V246H201V247H198V246H195V247H193V249L191 250V253L189 252V257L191 256V258H192V260H193V263L194 264H218L219 263V261H218V259H221L218 255H221V251H222ZM234 248V247H233ZM252 248V247H251ZM181 249V248H180ZM253 249V248H252ZM159 250V249H158ZM155 251H156V249H155ZM193 251V252H192ZM226 252V251H225ZM240 252V251H239ZM155 254V256L157 257V259H159L160 260V257H159V255L157 254V252H154ZM227 253V252H226ZM246 253V252H245ZM192 254H193V256H192ZM216 254V255H215ZM244 254V253H243ZM205 255H209V256H211L210 257V262H208V260H206L204 257H205ZM233 255V254H232ZM238 255V254H237ZM246 255V254H245ZM160 256H162V254L160 253ZM218 256V257H217ZM222 256V255H221ZM209 259V258H208ZM219 264H221V263H219Z\"/></svg>",
	"mask_w": 264,
	"mask_h": 264
}]
</instances>
